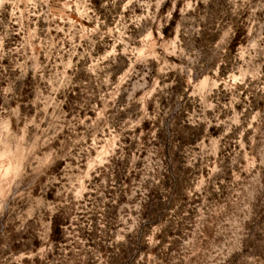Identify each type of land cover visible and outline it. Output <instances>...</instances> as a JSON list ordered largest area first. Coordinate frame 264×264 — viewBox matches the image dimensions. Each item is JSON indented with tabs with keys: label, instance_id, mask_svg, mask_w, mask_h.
Wrapping results in <instances>:
<instances>
[{
	"label": "clouds",
	"instance_id": "1",
	"mask_svg": "<svg viewBox=\"0 0 264 264\" xmlns=\"http://www.w3.org/2000/svg\"><path fill=\"white\" fill-rule=\"evenodd\" d=\"M0 264H264V0H0Z\"/></svg>",
	"mask_w": 264,
	"mask_h": 264
}]
</instances>
